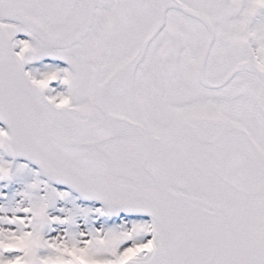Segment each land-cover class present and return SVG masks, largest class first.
Masks as SVG:
<instances>
[{
  "label": "snow or ice",
  "instance_id": "snow-or-ice-1",
  "mask_svg": "<svg viewBox=\"0 0 264 264\" xmlns=\"http://www.w3.org/2000/svg\"><path fill=\"white\" fill-rule=\"evenodd\" d=\"M0 264H264V0H0Z\"/></svg>",
  "mask_w": 264,
  "mask_h": 264
}]
</instances>
